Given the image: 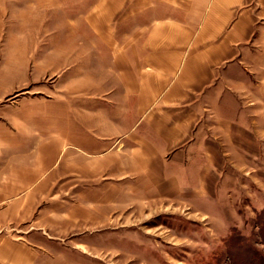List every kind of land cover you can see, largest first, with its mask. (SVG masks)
Instances as JSON below:
<instances>
[{"label":"crops","instance_id":"obj_1","mask_svg":"<svg viewBox=\"0 0 264 264\" xmlns=\"http://www.w3.org/2000/svg\"><path fill=\"white\" fill-rule=\"evenodd\" d=\"M200 6L195 20H149L143 39L139 29L128 42L89 39L83 73L55 94L0 103V264H59L64 252L49 242L91 239L109 190L121 204L141 188H205L228 157L220 138L235 143L238 129L236 143H252L249 117L264 113V0ZM61 190L92 193L83 217L43 214Z\"/></svg>","mask_w":264,"mask_h":264},{"label":"rangeland","instance_id":"obj_2","mask_svg":"<svg viewBox=\"0 0 264 264\" xmlns=\"http://www.w3.org/2000/svg\"><path fill=\"white\" fill-rule=\"evenodd\" d=\"M207 2L0 0V103L13 110L21 95L55 94L68 83V74L83 73V46L89 39L128 42L138 29L143 39L141 30L149 20L179 19L181 11L184 19L195 20L196 10ZM49 46L55 59L49 58ZM255 116L257 120H248L253 126L251 144L236 143L244 138L238 129L235 143L220 138V151L228 157L220 161L218 183L141 188L138 198L121 204L119 194L109 190L113 203L107 207V222L86 226L91 239L74 233L49 242L50 249L64 252L59 264L78 259L81 264H264V113ZM51 195L41 203L44 215L77 218L89 210L81 198L92 193L61 190ZM93 206L91 216L100 217L101 210ZM95 232L102 235L95 237ZM79 250L88 255L79 256Z\"/></svg>","mask_w":264,"mask_h":264}]
</instances>
